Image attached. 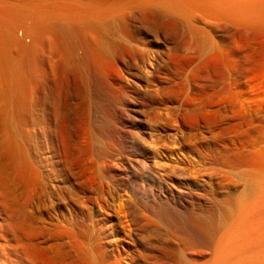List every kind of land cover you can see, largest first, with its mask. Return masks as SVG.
<instances>
[{"label":"rangeland","instance_id":"374dc122","mask_svg":"<svg viewBox=\"0 0 264 264\" xmlns=\"http://www.w3.org/2000/svg\"><path fill=\"white\" fill-rule=\"evenodd\" d=\"M147 12H135V17L127 13L126 20L117 17L127 37L123 32V38L114 37L119 44L111 57L86 69V84L64 68L66 47L53 35L60 55L64 52L48 69L44 90L33 59L25 55V74L22 70V80L19 75L13 80L22 82H10L11 88L1 91L0 140L8 134L29 157L31 168L24 167L20 175V198L23 218L35 226L10 236L19 245L17 252L10 251L7 264H92L91 256L93 264H147L140 258L144 239L152 246L167 245L171 253L187 249L189 256L204 261L211 254L202 245L208 237L207 219L222 221L228 202L245 195L254 199L247 192L264 173V20L247 25L201 12L190 20ZM181 25L185 32L194 26L196 33L189 32L186 39ZM188 40L195 49L185 46ZM131 42L136 43L134 50ZM166 111L179 122L170 125ZM157 115L163 122L158 125ZM175 136L174 142L170 137ZM158 142L161 162L150 148ZM205 154L211 159L202 164L208 168L203 171L214 170V175L207 173L205 179L201 169V182L195 186L187 176L194 171L187 160L206 163ZM171 155L180 163L179 171L161 172L160 180L152 177L150 166L155 161L171 164ZM176 188L195 199L180 196ZM174 202L185 206L177 209ZM158 213L172 222L176 237Z\"/></svg>","mask_w":264,"mask_h":264},{"label":"bare ground","instance_id":"6f19581e","mask_svg":"<svg viewBox=\"0 0 264 264\" xmlns=\"http://www.w3.org/2000/svg\"><path fill=\"white\" fill-rule=\"evenodd\" d=\"M147 11L153 12L156 16L169 14L175 17H182V18L184 17L187 20L194 18L193 14L195 13L197 14V12H201L215 20L220 19L238 24L253 25L260 21L263 22L264 20V0H0V93L2 91V94H4L5 91H7V89L11 88L9 87L10 82L13 83V80L15 78L17 79V77H15L14 75H19L18 77L20 78L21 77L20 75L23 74L22 70L23 72L25 71L23 69L24 66H22L25 55H30L31 60L33 59L32 61L34 64L33 66L35 68L34 71L36 73L38 85L41 87V89L44 88L43 85L48 78L47 77L49 73L48 69L54 67V65L58 61L57 56L59 57L60 55L59 48H57L58 46L56 45L57 47H55V43L57 42L55 41L56 38L52 37L53 35L60 38L61 39L60 41H62L65 45L64 47H66L65 52L67 53H65V55L67 54V56L64 59V66H65L64 68L71 69L72 73L71 72L70 73L73 75V77L76 79L80 78L82 80V83L86 84L85 80L86 78L88 79L87 74L90 69L88 67L93 64L97 65L100 62L101 63L104 62L102 60L108 59V56L113 54V51L117 48L119 44L116 43V41H114V37L123 38L124 36H126L124 31H121L122 29L120 30L121 28L120 25H119L120 28L118 27L119 23L117 24V17L119 15H122V17L125 18L128 17L127 13L133 14L134 16L135 12H140L141 14ZM192 21L193 19L191 20V23H193ZM180 28L182 30V34H184V36L187 35L186 39L191 38L190 36L191 34L189 32L194 31V26L192 28L193 31L190 29L191 31L189 32H188L189 29L187 30V32H185L184 29L185 27H182V25L180 26ZM122 32L125 34V35L123 34L124 36L122 35ZM194 33L196 32L194 31ZM194 33L192 34L194 35ZM88 34L89 36L91 34L92 37L91 36L90 37L93 38V41L90 44H88L89 42L87 43L86 41V36ZM195 35L197 37V34ZM200 36H202V34ZM203 36L205 37L206 34L204 35L203 33ZM51 37L55 41V42L53 41L54 44L51 41ZM208 37L206 36V38L204 39L208 40ZM192 40H194V38ZM197 42L199 44L200 41ZM134 44H132L131 42L132 45L131 49L134 46ZM192 44H194L193 41L190 42L188 40L186 45L185 44L184 45L188 48H192L193 47ZM203 45H204L203 46L204 49V47H206L205 46L206 44L204 43ZM62 47H60V49ZM78 47L84 48L82 50L83 51L82 54L79 55L76 54ZM132 50H134V48ZM137 50H135V52ZM122 51L124 57L128 55V49H124ZM63 52L61 53V55H63ZM147 60L149 61L148 62L149 64L151 63L150 65L153 68L154 64L152 63L154 62H151L149 56L147 57ZM85 71L87 72V74H85L86 73ZM89 79L91 78L89 77ZM19 80L15 82H22ZM15 82L13 84L14 85L16 84L17 86V83ZM19 84L20 83H18V86ZM167 107L168 106H166V110L170 108ZM159 110H161L160 107ZM159 110L158 112L160 113ZM158 112L156 114H159ZM162 112L163 111H161V113ZM169 112L166 111L165 113L166 120L167 119L168 121L171 120L170 125L172 121H173L172 124H174V122L177 123L178 120L176 116H174L175 114L172 112L174 114L173 115ZM161 113L160 115H162ZM160 117L158 116L157 117L158 119H156L158 122L157 125L161 124L159 123ZM156 120L154 119V121ZM154 121L151 120L149 123H154ZM160 121L162 122V120ZM163 121L166 122L165 119H163ZM167 123L165 124L168 125ZM5 125L3 128L5 130H2L3 132H5L7 130L6 128H8ZM157 125L155 123L156 127H158ZM6 133L7 131L5 132V134ZM5 137L7 140H5V138L4 140H0V151H1L0 152V263L1 264H7V261L11 257L10 251L12 249H14L16 252L18 251L19 244L17 246H14L11 242L10 236L17 235V233L20 230H22L24 226L26 227L29 226L30 229V227H32L33 225L30 224L32 222H29V220L25 221V217L23 218L24 212L22 211L23 204H21L22 202L20 198L21 195H20V186H19L20 185L19 180L21 179L20 175L23 173V170H25L24 167L26 169H30L31 163L26 153V150L22 148L21 145H18V143H16V141L13 138H9L10 136H8V134H6ZM175 137L174 139L172 137L170 138L175 142L177 140V137L176 138ZM159 142L157 147L155 146V144L150 143L152 144L150 146L152 151L151 153L153 154L152 156L157 161H160L158 160L161 157L160 156L161 154H159V152L163 150V149L160 150V148H158ZM176 143H174L175 146H177ZM163 146L162 148H164ZM7 147L10 149L8 150L9 152L11 151V153H9L7 149H5ZM2 149L3 150L5 149L4 151L6 152H2L3 151ZM205 155H203L204 156L203 158L206 161V163H201L202 161L201 162L197 161L198 159L193 160L192 158L187 160L190 163V165H192L190 167L194 168L192 169L194 170L193 174L190 172L187 176L188 179L193 180V185L195 186L200 184L201 181H199V177L201 174H202L201 176L204 178L205 176L203 175H206L207 173H208L207 176L208 175L212 176V174L214 175V173H212L214 170L211 171V174L208 172V170L206 171L207 172L206 174L205 171H203L204 168L208 169L204 165L207 164V161L209 162V160L211 159L210 155L207 154ZM180 156H181L180 154L179 156L177 155V157ZM199 157H201V155ZM166 158L167 157H165V159ZM157 161H155L154 164L150 166L149 171L152 177L158 180H160L158 174H160L161 172L167 175H173L174 174L173 172L175 170L179 171L178 167L180 166H178V164L180 163L177 164L176 158H173V156L170 158L171 164L166 163L167 165H169V168L165 163L161 164L160 163L161 161L160 162ZM175 163L177 167L175 166ZM214 165L215 164H213V166ZM217 169L218 168H215L216 171ZM200 170L203 172H201ZM186 174L184 173V175ZM187 176H185L184 178L186 179ZM262 176H263V179H261L262 181L259 184H257L256 187L252 186L253 189L249 191L251 189L250 188L247 192V195L250 196L252 195L254 197L253 200L251 201L247 200V198L249 197L246 198L245 195V197L243 198L241 197L242 199L239 198L235 202H231V203L228 202V204L225 202L228 206L224 208V213L222 212L224 215L222 221H215L213 217L207 219L205 230L207 232L206 236L208 237L205 244L202 243V245L203 247L210 250L211 254H209L210 256L206 258L204 261H200L192 256H189L187 254V249L185 248H184L185 250H182L183 252L171 253V250L168 252V250L166 249L167 245L165 247L162 243H160L155 246H152L151 242L145 239L144 240L141 239L143 241L141 242L142 251L140 253V258L143 259L144 262L147 264H264V215L262 214L261 211L262 209H264V173L263 175H261V177ZM176 190L180 196L183 197L186 196V198L189 200L195 199L193 193L184 191L185 189L180 190L179 188L178 189L176 188ZM170 192H171V196L174 198L175 191L172 190ZM208 198L210 197L208 196ZM174 205H175L174 207L177 209L185 206L183 203L179 205L176 202H174ZM162 215L159 213L156 214V216L160 219V221L161 220L166 221V219H163L164 217ZM166 222L168 224V227H170L171 229L170 232L171 231L173 232L172 233L173 235L171 234L172 238L176 237L174 236V233L177 234L179 232L174 230V227L171 225L172 222L171 224L170 221H166ZM142 225L144 226V224ZM144 236L146 237V235ZM214 236H218L216 241L215 239L213 240ZM147 239H150V237ZM31 244L35 245V243H31ZM91 257L90 260L92 261L93 264L94 262L91 259ZM108 264H113V263L110 262Z\"/></svg>","mask_w":264,"mask_h":264}]
</instances>
